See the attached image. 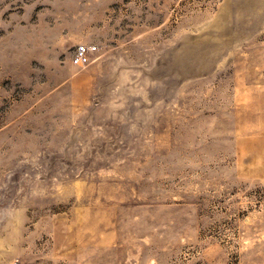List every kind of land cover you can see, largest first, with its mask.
<instances>
[{
    "label": "rangeland",
    "instance_id": "obj_1",
    "mask_svg": "<svg viewBox=\"0 0 264 264\" xmlns=\"http://www.w3.org/2000/svg\"><path fill=\"white\" fill-rule=\"evenodd\" d=\"M0 264H264V0H0Z\"/></svg>",
    "mask_w": 264,
    "mask_h": 264
},
{
    "label": "built area",
    "instance_id": "obj_2",
    "mask_svg": "<svg viewBox=\"0 0 264 264\" xmlns=\"http://www.w3.org/2000/svg\"><path fill=\"white\" fill-rule=\"evenodd\" d=\"M98 50L96 44L81 43L76 46L72 57V63L78 66H86L92 62L93 54Z\"/></svg>",
    "mask_w": 264,
    "mask_h": 264
}]
</instances>
